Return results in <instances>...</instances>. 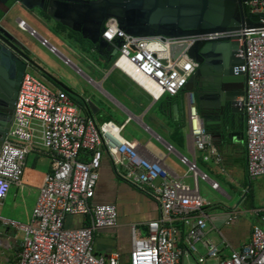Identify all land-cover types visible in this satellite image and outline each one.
<instances>
[{
  "label": "built area",
  "instance_id": "2783aa9c",
  "mask_svg": "<svg viewBox=\"0 0 264 264\" xmlns=\"http://www.w3.org/2000/svg\"><path fill=\"white\" fill-rule=\"evenodd\" d=\"M242 4L244 21L248 16L264 15V0H245ZM257 23L260 26L249 27L244 22L235 32L138 38L125 34L111 19L101 34L113 46L115 41H121L113 57V69L154 101L179 95L197 67L185 52L173 59L172 45L191 46L198 41L236 36L237 56L242 59V65L235 71L245 77L244 94L236 98V103L245 121L248 180L264 176V18ZM18 27L23 30L24 22L20 21ZM46 43L42 41V45ZM49 50L55 53L53 47ZM68 62L65 60L64 64ZM185 98L187 125L194 147L206 152L205 160L214 157L218 162L219 156L202 126L194 95L185 93ZM128 122L98 123L92 116L83 114L64 90L47 86L32 72L24 73L11 125L0 148V201L12 185L21 183L28 155L47 153L51 167L44 175L30 223H8L22 235L14 264H124L119 252L103 257L94 250L95 233L117 226L113 205H91L103 155L109 158L123 181L149 192L159 206V217L145 224L144 234L135 225L130 226L125 264H182L183 257L193 259L196 264H264V206L261 225L251 228L249 242L223 256L222 250L206 239L204 208L209 202L199 194L200 173L195 165L180 157L188 166L192 186L164 176L159 160L147 157L136 142L122 136ZM167 150L172 149L168 146ZM211 187L216 189L217 185L212 183ZM69 215L86 216L89 224L65 228L64 221ZM174 218L188 227L183 250L176 247L177 230L170 224ZM232 220L229 217L227 223Z\"/></svg>",
  "mask_w": 264,
  "mask_h": 264
},
{
  "label": "crops",
  "instance_id": "0c3cea01",
  "mask_svg": "<svg viewBox=\"0 0 264 264\" xmlns=\"http://www.w3.org/2000/svg\"><path fill=\"white\" fill-rule=\"evenodd\" d=\"M36 25L44 31L46 30L41 25ZM33 31L37 34L34 29ZM46 42L53 47L48 41ZM82 44L90 48L87 43L83 42ZM63 46L80 63L76 65V60L75 63L74 60L72 63L67 59L68 65L91 84L100 85L111 72V70L106 72L99 82L92 81L87 76L89 72L101 74L103 70L93 67L88 54L82 53L81 55L65 45ZM53 48L55 49L54 54L58 57H65L55 47ZM49 73L55 80L60 81L58 75L52 70ZM34 75L49 87L60 89L40 74ZM72 90L82 94L80 91ZM112 90L113 93L107 94L111 104L108 105L109 110L103 111L106 112L105 115L90 116L98 123L112 121L117 125H122L126 120H129L124 127L132 123L136 127H141L139 137L122 136L136 142L147 157L159 160L164 170V176L168 178L179 179L186 184H188L187 180L191 179L190 174L187 173L188 166L180 161V157H184L195 167L199 165V170L197 168L196 170L200 175H205L210 189L218 194H213L212 198L203 197L209 202V205L204 208V220L207 227L205 230L206 239L216 244L222 250L223 256H228L232 249H238L248 243L251 228L254 225H261L260 215L264 206V181L261 179L264 176L254 180H248L247 177L244 115L242 122L239 116H235L234 124L230 126L212 113L214 123L209 126V129L218 135L214 140L211 139L212 147L219 156V161L215 162L214 157L205 160L203 157L206 152L197 150L192 143L187 125L185 93H180L176 97L163 96L154 101L132 81L124 88L116 87ZM69 96L75 99L72 95ZM172 105H175V115L172 113ZM82 112L87 114L83 109ZM117 120L122 122L118 124ZM164 143H168L172 150L168 151V146ZM27 161H29V166H27ZM206 162L215 166L216 172L212 171L213 169L207 166ZM50 167L51 159L45 152L27 156L21 183L12 185L6 197L0 201V221L4 225H9L10 221L20 224L30 223L39 189L44 175L50 170ZM206 171L211 175V179L204 173ZM216 177H220L222 185L218 183ZM212 183L217 185L216 189H212ZM255 195L261 196L257 205L252 199ZM102 204H110L116 208L117 226L111 229H99L95 233V253L98 256L106 257L111 252H119L125 264L129 249L130 226L135 225L144 234L145 224L159 217L158 203L149 192H143L123 181L109 158L103 155L94 195L91 199L92 206ZM229 217H233V220L227 223ZM88 224V217L80 215H69L64 221L65 228L69 229ZM170 224L177 230L176 247L183 250V240L188 227L178 218H174ZM21 238L22 235L18 231L8 240L0 236V264L15 263L21 248ZM201 251L203 250L201 249ZM184 260L188 262L189 259L183 257L182 262Z\"/></svg>",
  "mask_w": 264,
  "mask_h": 264
},
{
  "label": "water",
  "instance_id": "95a60500",
  "mask_svg": "<svg viewBox=\"0 0 264 264\" xmlns=\"http://www.w3.org/2000/svg\"><path fill=\"white\" fill-rule=\"evenodd\" d=\"M12 4L3 12L2 18L8 25L14 16V3H19L17 14L27 16L49 31L62 44L81 54L96 53L104 57L111 53L114 57L121 41H115V46L101 38L107 21L114 19L118 28L125 34L138 37L175 38L185 35L206 33L235 32L245 24L249 27L260 26L258 20L264 15L248 16L244 21L245 0H10ZM27 25L19 29L15 49L18 52L20 70L17 83L13 90L15 100L20 81L26 71L40 74L68 95H72L76 105L89 115H97L100 107L90 99H85L82 93H76V82L62 83L55 80L49 73L52 70L50 54L63 63L67 58L51 53L49 44L42 45L41 36L33 33ZM1 36L6 37L7 32ZM79 35L87 43L80 48L69 33ZM77 45V46H75ZM78 49L82 52H80ZM238 43L236 36L220 38L212 41H198L191 46L172 45L170 53L176 59L182 53L197 64L194 74L190 77L181 93H192L195 96L198 114L202 126L210 134L212 140L218 135L209 129L214 122L213 108L224 107L221 120L228 125L234 124V117L243 121V111L238 108L236 98L244 94V75L235 71L242 65V59L237 56ZM108 63H111L108 61ZM68 65V64H66ZM110 70L113 69V65ZM19 79V80H18ZM194 81L196 89L188 86ZM210 88H215L220 97L219 102L210 100L209 96L216 94ZM172 113L176 114L175 105ZM170 146L168 143H164ZM96 254V253H95ZM97 255V254H96Z\"/></svg>",
  "mask_w": 264,
  "mask_h": 264
},
{
  "label": "rangeland",
  "instance_id": "374dc122",
  "mask_svg": "<svg viewBox=\"0 0 264 264\" xmlns=\"http://www.w3.org/2000/svg\"><path fill=\"white\" fill-rule=\"evenodd\" d=\"M19 15L25 21V23L29 27H31V29H34L38 35L45 38L46 41H48L51 45H53V47H55L56 50H58V52H60L62 55H64L65 58H67L72 63H73V60H74V63L76 60L77 61L75 63L76 65L80 64L75 57L70 55L68 50L63 46L64 44L62 45V43L58 39H56V37L53 36L49 31H47V30L44 31L43 29L39 28V26L36 25V23L30 21L27 16L22 15V14H19ZM88 56L94 65L93 67H95L96 69L100 68V70H103V72L101 74L89 72V74L87 76L90 77V79L92 81L99 82L103 79L106 72H108L110 70V68L112 66V62L105 66L99 61V58L96 56V54L89 53ZM50 57H51V61H52L51 66H52L53 73L58 75L59 80L62 83L76 82L75 90L83 93L85 95V97H88L92 102H94L95 104H97L100 107L101 110H100L99 115L100 114L105 115L106 112H103V111H106V109L109 110L108 105L111 103H110L109 98L107 97V94L113 93L112 88H116V87L124 88L125 86H127L130 83V81L123 74H121L119 71L114 69V70H111V72L108 74L107 78L105 80H103L100 85L96 86V85H93L90 82H88L81 74L76 73L69 65L64 64L56 56L50 54ZM78 67H79V65H78ZM80 70H82V69L80 68ZM108 115H109V113H108ZM117 122H118V124H120L122 121L117 120ZM140 130H141V127H139V126L136 127V126H134V123H132V124H129L126 127H124L121 134L123 136L131 135L134 137H139L140 136V133H139ZM28 164H29V161H27V166H29ZM206 165L211 167L213 169L212 171L216 172L215 166H213L210 162H206ZM196 168H197V170H199L200 166L198 165V166H196ZM204 173L206 174V176L208 178L211 177V175L209 173H207V171ZM200 176H198L199 194L202 197L207 196L209 198H212L213 194L218 195L217 192L212 191L210 189L208 182L205 179H201ZM212 177H213V175H212ZM216 180L218 181L219 184H221L220 177H216ZM261 180L264 181V177ZM187 183L190 186H192V184H193L192 179H188ZM252 199H254V204L257 205L259 203V201L261 200V196L255 195V197L254 198L252 197ZM206 229H207V227H205V230ZM15 233H16L15 229L11 228L9 225H4L0 221V236L3 239L8 240L12 236H14ZM182 263L183 264H196L193 259H189L188 262L186 260H184Z\"/></svg>",
  "mask_w": 264,
  "mask_h": 264
},
{
  "label": "flooded vegetation",
  "instance_id": "af4514ba",
  "mask_svg": "<svg viewBox=\"0 0 264 264\" xmlns=\"http://www.w3.org/2000/svg\"><path fill=\"white\" fill-rule=\"evenodd\" d=\"M11 4L12 2L10 0H0V148L11 125L13 107L15 103V100L13 98V90L17 83V77L19 76L20 70L19 56L17 50L15 49V45L18 41V23L20 21H23L25 27H27L25 21L20 17L19 14L15 12V10L18 11V9L20 8L19 3H14V5H12L14 9L13 19L16 20H12L8 25L6 24V22H4V19L2 18L3 12L6 11ZM29 20L36 23L32 19ZM2 29H4L8 33L6 37L1 36V34L4 33ZM68 37L73 38L80 48L84 46L82 44L83 41L80 39L79 35L70 32L68 34ZM76 48L78 49V47ZM96 56L99 58V61L105 66L109 64L108 61L112 62L113 60V57H111V53H107L104 57H100L97 54ZM188 86L192 87L194 90L196 89V84L194 81L189 82ZM210 89L216 93L212 94V96H209L210 100L219 102L220 97L218 96V92L215 91L217 89ZM223 111L224 107L222 105H218L212 110L213 114L215 115V117H218V119L222 118Z\"/></svg>",
  "mask_w": 264,
  "mask_h": 264
},
{
  "label": "trees",
  "instance_id": "16d2710c",
  "mask_svg": "<svg viewBox=\"0 0 264 264\" xmlns=\"http://www.w3.org/2000/svg\"><path fill=\"white\" fill-rule=\"evenodd\" d=\"M74 100V99H73Z\"/></svg>",
  "mask_w": 264,
  "mask_h": 264
}]
</instances>
